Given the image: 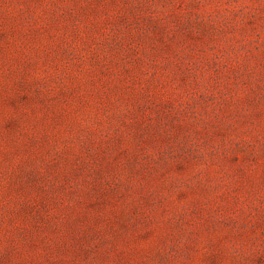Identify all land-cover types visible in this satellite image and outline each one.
<instances>
[{
  "label": "rangeland",
  "instance_id": "obj_1",
  "mask_svg": "<svg viewBox=\"0 0 264 264\" xmlns=\"http://www.w3.org/2000/svg\"><path fill=\"white\" fill-rule=\"evenodd\" d=\"M0 264H264V0H0Z\"/></svg>",
  "mask_w": 264,
  "mask_h": 264
}]
</instances>
